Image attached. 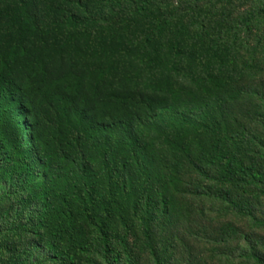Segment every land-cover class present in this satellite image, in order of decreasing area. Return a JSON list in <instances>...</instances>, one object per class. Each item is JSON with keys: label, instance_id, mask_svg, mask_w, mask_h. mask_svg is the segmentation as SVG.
Returning <instances> with one entry per match:
<instances>
[{"label": "trees", "instance_id": "trees-1", "mask_svg": "<svg viewBox=\"0 0 264 264\" xmlns=\"http://www.w3.org/2000/svg\"><path fill=\"white\" fill-rule=\"evenodd\" d=\"M0 178V264H163L200 205L264 264V0H0Z\"/></svg>", "mask_w": 264, "mask_h": 264}, {"label": "rangeland", "instance_id": "rangeland-1", "mask_svg": "<svg viewBox=\"0 0 264 264\" xmlns=\"http://www.w3.org/2000/svg\"><path fill=\"white\" fill-rule=\"evenodd\" d=\"M3 190L4 183L0 178V194ZM185 214L171 227L165 224L154 229V240L163 251V264H218V254L221 251L231 252L239 243L238 232H248L241 219L227 211L210 213L207 206L200 205L191 214ZM222 229L231 234V241L217 242L216 238ZM252 234H255L253 240L264 242V233ZM132 243L139 264H149V253L141 247L142 240L132 239ZM259 249L264 253V244Z\"/></svg>", "mask_w": 264, "mask_h": 264}]
</instances>
